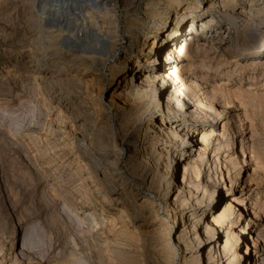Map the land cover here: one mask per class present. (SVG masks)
<instances>
[{
    "label": "rangeland",
    "instance_id": "374dc122",
    "mask_svg": "<svg viewBox=\"0 0 264 264\" xmlns=\"http://www.w3.org/2000/svg\"><path fill=\"white\" fill-rule=\"evenodd\" d=\"M34 1L0 0V264L189 263L193 259L187 249L190 246L175 245L181 223L174 218V209L182 205L209 208L207 213H195L199 221L196 231L202 234L198 240L203 243V226L229 195L244 188L242 195H247L246 188L251 189L248 202L257 201L258 218L251 221L249 234L259 238L254 250L264 264V48L260 55L237 60L230 46L234 33L227 29L230 24L224 17L227 12L238 16L241 10L256 8L264 19V0H222L224 4L221 0H113L108 18L118 29L102 66L92 63L101 54L79 52L93 50L83 42L75 47L59 31L48 34L51 21L37 26L35 20L45 14ZM176 13L183 19L175 27L179 35L174 47L183 46L189 29H197L185 53L186 70L179 77L185 84L199 83L193 98H202L201 91L211 94L212 88L221 86L222 94L213 100L219 120L213 119L214 113L202 117L165 109V95L155 87L139 91L132 100L108 102L110 93L123 84L120 79L129 74L131 63L147 71L157 63L156 53H166L171 40L157 47L165 40L159 26ZM102 21L104 26L111 24ZM71 28L67 23L63 33ZM40 32H45L44 39L37 37ZM49 35L59 37L51 40ZM93 39L91 34L86 37ZM123 52L131 56V63L119 64L117 58ZM61 78L65 82L58 81ZM175 104L178 110L185 108L183 102ZM76 110L80 118L89 120L85 130L76 126ZM161 118L164 129L175 119L188 132L203 124L205 130L197 131L209 134L213 127L217 145L198 152L195 163L186 165L185 181L190 189L173 188L181 182L188 152L173 160L185 143L176 132L149 128L159 125ZM237 126H241L239 134L228 130ZM241 137L245 157L238 152ZM88 139L97 144L90 153L104 154L108 186L127 197L128 206L133 204L125 193L134 195L138 203L146 202L135 217L120 215L124 203L107 200L85 166L79 146ZM104 156H108V164ZM242 183L249 186H240ZM223 185H228V193H220ZM250 219L249 212L236 205L223 227L237 229ZM137 222H144L148 230L156 227V231L146 240L135 234ZM216 235L201 247L198 259L194 258L200 264H205ZM247 236L232 245L230 259L235 254L237 258L231 264L251 261V256L243 255L247 246L253 250ZM218 237L220 248L224 232ZM214 251V263H224L227 257L222 260Z\"/></svg>",
    "mask_w": 264,
    "mask_h": 264
},
{
    "label": "bare ground",
    "instance_id": "6f19581e",
    "mask_svg": "<svg viewBox=\"0 0 264 264\" xmlns=\"http://www.w3.org/2000/svg\"><path fill=\"white\" fill-rule=\"evenodd\" d=\"M112 1L113 0H35L34 5L37 6V8H40V10L41 8L44 9L43 14H45V16L38 21L35 20L34 23L37 26H39V23L41 22H45L48 24L51 21L49 23L51 31L48 34L52 35L54 33V30L59 31L63 34V35H60V37L65 36L68 40L71 41V43H75V47H78L79 43L83 42L85 47L93 49V50L89 51V49H87L88 51H85V48H84V49H81L79 52L90 53V54L96 52L99 55L101 54L100 57H94L92 60V63H97V65L102 66L108 60L109 53L113 49V37H114L115 32L118 29V24H112L111 19L108 18L110 17L109 16V12H110L109 6ZM251 5L253 4H250V6ZM188 9L190 10L191 8H188ZM255 10L256 8L254 9L249 8L248 10H241V15H238V16L228 14V12L224 14L226 21L230 24L229 28L227 29H230L234 33V37L232 38L230 42V46L232 47L231 51H233L232 55H234L237 60H240L242 58H246L249 56H256L257 54L260 55V53H262L261 51H263L262 49L264 48V19ZM183 13H185V11ZM178 15L179 14L176 13L174 16L168 17L169 20L159 26L160 33H164L163 40L164 39L165 40L159 42V44H157V47L161 48L162 46L166 45L167 43L166 39L171 40V42L169 43L170 46L166 50L165 54H159V53L155 54L157 63L154 66H152L150 69L146 71V68L140 66V64L131 63L130 62L131 56L125 52L119 55V57L117 58V61H119V64L122 65V64H128L129 62L131 63L127 70L129 74L122 77L120 81L123 84L119 86L118 88L114 89L110 93V98L108 100L109 103L112 102L115 98H122V99H125L126 101L132 100L138 96L137 93H139V91H144L150 87H155L157 90H162L161 91L162 94L164 93L165 101L163 102V105L165 106V109L169 111L175 110V111L181 112L184 110L185 115L200 114V115H203L202 117L207 116V115L210 116L213 113L216 114L214 107H213L214 106L213 100L216 98V95H218V93L222 94L221 86L212 88L211 94L207 93L206 91H201L199 94L203 96L202 98H193L196 96H192V93L194 92L195 87L196 89L199 87L198 85L199 83L197 84L196 82L192 81L190 84H185V82H183L179 77L180 73L186 70L184 69L185 63H186L185 53H186L187 48L192 44V38H193V35H195V32L197 29L193 26L194 22H192L191 25L193 26V28L189 29L190 33L188 34L186 40L183 41V46L174 47L175 38L178 37L179 35L178 30L175 27L177 23H179V21L183 19L182 16H178ZM102 19L109 20L111 24L109 26L108 25L104 26L103 25L104 21H102ZM210 21L211 19L209 18L207 19V21H203L202 25L204 26L206 25V22H210ZM67 23H71L72 28H71V31L69 32L67 31L68 33L64 34L63 31ZM44 33L45 32H40V34H37V37H39V39H44V36H45ZM90 34L94 36V39L86 40V37H88ZM55 36H50V38L53 37L55 40L59 37V36L58 37L57 36L55 37ZM37 39L38 38H35L33 41L35 42L37 41ZM145 44H146V40H144L142 45H145ZM153 45L154 44H151L150 46H153ZM75 52H77V50H75ZM174 60L177 63H175ZM170 66H174V69L169 68ZM55 76L57 77L58 75H55ZM61 80L65 82L66 79H62V78L58 79V81H61ZM179 101L181 103L183 102V106H185V108H183L182 110H178L176 108V106L178 105L175 104V102H179ZM76 111H77V114L74 117L76 126L85 130L87 126V121L89 120H87V118L85 117L80 118V115L78 114V110ZM218 116L219 114L217 113L213 117V119L214 120L218 119ZM204 121L205 120H202L201 122L203 123ZM201 125L199 128L195 129L194 131H189V132L186 131V125L180 119H175L174 121L169 122L168 127H165L167 129L162 128L164 126L163 118L160 119L159 125L157 126H155V124L149 125V128H151L153 132L154 131L155 132L166 131L168 133L176 132L177 135L181 136L184 140L185 144H183L180 147L178 151L179 154L176 153L173 156V160H178V156H182L184 154H187L186 152H188V156L184 157V159H186L185 162L183 163V173L184 174H182L181 182L177 183V185L175 184L173 188L179 187V190L190 189V186L188 185L189 183H187V180L185 181V174H186L185 172L187 170L186 165H188V163L190 162L195 163L194 155L195 156L198 155L199 154L198 152L203 151L205 149L208 151L213 150L214 147L217 145L216 142L214 141L215 132H213L214 131L213 127L211 128L209 134H205L202 131L200 132L197 131L198 129L200 128L202 129L204 127L203 124ZM196 126L197 125H195L194 127L196 128ZM239 127L238 126L231 127V128L229 127L228 130L232 132L233 134L234 133L239 134V129H241V126ZM221 129L223 131L224 127ZM202 130H205V129L203 128ZM225 132H227L226 129H225ZM199 133H200V136L198 137ZM243 140H244L243 137H241L239 140V143L241 144V146L238 152H240V154L243 155V157H245L246 149L242 150L244 146V145L242 146ZM83 141H84L83 142L84 144L83 146H79V151L82 152V157L84 161L86 162L85 166L91 170V173L93 174V176L100 183L99 186L101 187V189H103L105 198L109 201L112 200L113 198V199L118 200V202L124 203V210L119 212L121 216L127 217L128 219H130L131 217H135L138 212H141L142 209L145 208L146 202L144 201L145 203H142V202L138 203L137 201H135L134 195H132L131 193H125L133 204V206H130V205L128 206L129 203L126 202L127 199L126 200L124 199L127 197L118 195V193H116V191L113 190L111 186H108L105 180L106 167L102 166V157L104 154L101 156L94 152L90 153V151L95 150V145L97 144L92 143L91 141H89V139L88 141L86 140H83ZM104 158L106 159L105 161L108 164V160H109L108 156L107 157L104 156ZM99 168L102 170V175H103L102 177L100 175L101 171L99 170ZM123 168H124L125 173H128L125 167ZM229 171L230 170H227L226 173L228 174ZM241 182H245V181H241ZM240 186L248 187L249 183L248 184L246 183V185L242 183ZM228 188H229L228 185H223L222 187L219 188L221 190L220 193H222L223 191H225V193H228ZM246 189H247L246 191H248L247 195H242V191H243L242 189L237 190L234 194L229 195V197H227L226 203L216 212V214L213 215L211 220L207 222L205 226H203L204 227L203 236L205 237V239L203 240V243H201L198 240L202 234L196 231V227L199 226V221H198V218H196L195 213L199 211L201 213H207L209 208L208 209L207 208L189 209L186 206L182 205L174 209L175 210L174 218L179 219V222L181 223L180 233L177 236V241H175L176 243L175 245L179 247L180 245L185 246L184 244H188L190 247H188L187 249L190 255L193 256L191 257L193 258L191 262L188 263L186 261L185 264L187 263L188 264L190 263L200 264L194 258H197V256L200 255L201 247L202 246L204 247L206 242L210 241V237L216 233L217 235L212 238V244H210L208 247L210 252L206 253L205 264H215L213 260L215 259L216 256H214V254L212 253V249L215 250L214 252L216 255H219V254L222 255V260L227 257L225 261L227 262L226 264L234 263V261L237 258V254H235V256L233 255L234 257L230 259V253H232L231 247H233L232 245L237 243L240 239L241 240L242 238L244 239L246 235H248L247 241L251 242L252 244L251 248H253V250H249L247 246L246 251L243 253V255L245 256H248V255L251 256V261H253L251 263L250 260H247V264H262L260 258L258 257L259 251L254 250L257 246V243L259 242L258 241L259 238L257 237V235H255L256 237L254 238L249 234L252 231L251 227L253 226V223L251 221L258 218L257 213L255 212V209H257V201L256 199H253L251 202H248L249 200L248 195L251 193V189L250 190L248 188ZM236 205L240 207H244V210L249 212V215H251V219L243 221V223L240 225L241 227L237 229H232L230 228V226L227 228H224L223 224L225 220L228 218V216L232 212L233 207ZM248 209H251L250 210L251 212ZM143 223L137 222V226L139 227L136 228L134 232L138 236L140 235V237L145 238L147 240V238H150L152 233L156 231V227L151 230H148V228L143 227L145 225ZM160 228H162V224H159L158 229ZM223 232L225 234V238H224L225 241L223 243V246L218 248L217 246L218 238H219L218 234L220 235V233H223ZM184 250H186V248H184Z\"/></svg>",
    "mask_w": 264,
    "mask_h": 264
}]
</instances>
